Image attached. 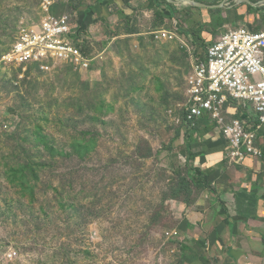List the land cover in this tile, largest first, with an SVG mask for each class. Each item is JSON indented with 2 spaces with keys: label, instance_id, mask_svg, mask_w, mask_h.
I'll list each match as a JSON object with an SVG mask.
<instances>
[{
  "label": "rangeland",
  "instance_id": "rangeland-1",
  "mask_svg": "<svg viewBox=\"0 0 264 264\" xmlns=\"http://www.w3.org/2000/svg\"><path fill=\"white\" fill-rule=\"evenodd\" d=\"M61 7L0 0V61ZM168 9L120 31L88 71L0 64V264H183L176 172L231 150L209 117L185 123L188 81L199 43L229 29L215 10Z\"/></svg>",
  "mask_w": 264,
  "mask_h": 264
},
{
  "label": "crops",
  "instance_id": "crops-1",
  "mask_svg": "<svg viewBox=\"0 0 264 264\" xmlns=\"http://www.w3.org/2000/svg\"><path fill=\"white\" fill-rule=\"evenodd\" d=\"M57 1L62 15L70 18V38L80 53L96 60L93 66L106 51L100 47L126 27L158 21L157 12L169 17V6L163 0ZM192 1L224 4L211 9L218 17L217 11L222 9L221 28L243 25L254 32L264 31V0ZM254 121L252 116V125ZM256 145L261 154L241 162L222 156H196L194 167L201 170L198 177L206 179L208 187H193L189 204L185 198L179 202L183 264H264V126Z\"/></svg>",
  "mask_w": 264,
  "mask_h": 264
},
{
  "label": "built area",
  "instance_id": "built-area-1",
  "mask_svg": "<svg viewBox=\"0 0 264 264\" xmlns=\"http://www.w3.org/2000/svg\"><path fill=\"white\" fill-rule=\"evenodd\" d=\"M72 33L68 16L49 14L20 31L0 64H35L45 70L56 61L88 71L96 60L79 52L70 38ZM176 35L168 31L166 38ZM188 85L187 122L192 127L208 116L227 139L232 161L261 154L256 141L264 126V31L254 32L243 25L229 29L207 47L204 58H194ZM5 257L11 259L12 255Z\"/></svg>",
  "mask_w": 264,
  "mask_h": 264
},
{
  "label": "trees",
  "instance_id": "trees-1",
  "mask_svg": "<svg viewBox=\"0 0 264 264\" xmlns=\"http://www.w3.org/2000/svg\"><path fill=\"white\" fill-rule=\"evenodd\" d=\"M163 2L169 7H173L174 6L173 4L167 2L166 0H163ZM217 12H219V17L217 15H215V17L218 18L217 19V25L218 26H222L223 23H224V20L220 16L222 14V9L217 11ZM156 16H157L158 20H160V22H163L164 19H165V17L161 14V12H157ZM170 17L173 18V15L170 14ZM204 46H205L204 44L202 45L201 43H199V47H200L199 51L205 52V50H203ZM201 52H199V53H201ZM184 121H185L186 124L191 126L187 122V112L185 113ZM179 134H180V129L177 130V136H179ZM196 172H197L196 174H190V172H188L187 176L183 175L180 171L176 172L178 180H177L176 187L172 190V196L174 198H178V197H181L182 195H184L186 203L189 204L190 198L193 195V187H196L198 189H205L206 187H208V181L206 179H203V178L200 179L199 178L200 175L203 174L201 172V170L200 169H196Z\"/></svg>",
  "mask_w": 264,
  "mask_h": 264
},
{
  "label": "water",
  "instance_id": "water-1",
  "mask_svg": "<svg viewBox=\"0 0 264 264\" xmlns=\"http://www.w3.org/2000/svg\"><path fill=\"white\" fill-rule=\"evenodd\" d=\"M167 2L174 4V5H180V4H190L192 7H196V8H208V9H215V8H222L225 5H219V6H211L208 4H204V3H199V2H195L192 0H182V1H174V0H166Z\"/></svg>",
  "mask_w": 264,
  "mask_h": 264
}]
</instances>
